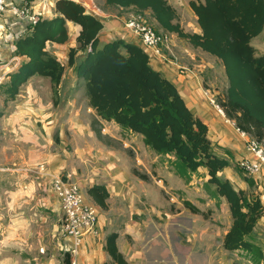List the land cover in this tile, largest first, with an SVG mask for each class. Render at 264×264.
<instances>
[{"label": "trees", "instance_id": "1", "mask_svg": "<svg viewBox=\"0 0 264 264\" xmlns=\"http://www.w3.org/2000/svg\"><path fill=\"white\" fill-rule=\"evenodd\" d=\"M105 6L132 9L139 15L148 12L164 32L219 60L227 81L219 107L237 130L264 146V56L251 45L264 30V0H191L189 7L199 34L181 28L177 12L166 0H105ZM54 12V17L39 18L27 26L13 41L12 56L20 62L0 84L4 101H15L21 87L34 76L48 78L52 88H58L65 66L48 44H65L67 23L78 26L66 66L75 74L87 106L99 119L141 136L155 154L173 157L181 176L204 168L207 184L229 208L231 224L222 238V248L227 252L252 251L248 237L263 216L260 198L235 189L222 178L221 173L230 167L229 158L215 152L208 126L191 112L176 86L151 66L154 58L132 42H103L101 20L78 4L56 0ZM93 131L98 137L99 132ZM243 181L255 184L248 175ZM86 195L101 210H107L109 193L104 185L91 186ZM117 238L116 233L105 237L107 264H129L117 248ZM62 264H71L69 253L64 254Z\"/></svg>", "mask_w": 264, "mask_h": 264}, {"label": "crops", "instance_id": "2", "mask_svg": "<svg viewBox=\"0 0 264 264\" xmlns=\"http://www.w3.org/2000/svg\"><path fill=\"white\" fill-rule=\"evenodd\" d=\"M166 1L177 12L178 22L185 32L200 33L196 18L189 7L191 0ZM43 4L39 3L36 8V10L39 7L42 8L41 10L44 15H40L41 18L54 17L56 15L54 12V2L47 3L46 7H43ZM102 4L104 16L100 18L103 24L100 39L103 42L122 39L137 44L123 27L124 22L133 13V10L107 7L105 6V0H102ZM144 15L148 16L152 24L159 29V26L150 17L148 12L144 13ZM6 23L9 26L8 20ZM67 28L68 41L62 45L49 43L48 49L66 67L58 89L64 90V93L72 91L76 93L77 78L73 71L66 66V60L69 48L75 46V37L78 34L79 27L68 22ZM21 29L22 26L20 24L11 25L4 29L5 31L2 35L0 34V60L2 62H5L14 50L13 41L18 35L22 34ZM160 31L163 30L160 29ZM251 45L256 49L258 55L264 56V30L251 41ZM154 69L161 72L157 68ZM31 81L36 82L38 80L36 76L32 77L21 89L23 87L28 88ZM188 93H190L189 90ZM34 94L35 91L33 89H31L29 96H21L19 94L16 98L17 100H15L18 103L17 108L2 118L5 127L3 129L13 132L16 141L19 139L27 140L24 145L25 148L28 147L29 149L27 160L20 162L24 167L23 170L25 172L35 171L38 165L44 164L49 174L48 176L37 174V180H35L36 178L29 180V183L22 190L24 196L35 202L38 207L46 210L47 214H52L55 218L57 217V221L59 222L61 208L60 202L51 187L52 176L60 175L63 178L76 182L82 190L86 187L85 193L88 188L95 184L104 185L109 193L107 210L103 211L96 206L99 212L98 236L97 238L87 236L82 240L76 255L70 257L71 261H74V264H107L110 259L104 252L103 245L105 237L111 233L118 235L116 240L117 248L129 264H219L211 260L208 251L212 249L209 244L211 239L200 230L195 233L192 232L194 226L190 218L186 217V219H189L190 229L189 233L186 234L189 244L185 245L181 243L183 239L182 235L185 233L183 230L185 228L182 225L169 224L170 222L168 223L165 220L163 223H146L141 221L125 224L122 227L120 226L121 224L116 225L115 219L110 220L107 217L115 208L117 213L125 212L126 208H132L131 204L137 195L133 192V194H129L130 192L127 188L128 182L132 181L136 186L139 185V182L132 180L133 177L129 168L142 169L147 176L149 175L146 178L143 177L144 179H153L154 175L148 169V162L151 160V157L157 160L164 156L155 154L145 146L141 136L122 130L113 122L99 119L94 111L86 105V109L92 113V117L101 124L103 129H105V126L109 127L111 125L113 130L127 132L126 134L131 135V139L135 138L136 141L141 143L144 150L151 157L144 158L142 148L135 145L134 148L131 146L135 152V155L132 157L120 145L122 144L126 149L128 142L116 136L110 128L103 135L108 141L99 142L91 129V125L86 122L85 115L81 113L82 107L78 105L76 95L57 96L59 100L56 98L55 103L52 104L51 101H48L44 105L43 96H34ZM19 98H22V100ZM84 99L87 103L86 98ZM183 99L191 112L208 126V136L213 145L225 146L228 147L227 149L236 148L239 152L244 149L243 141H240L236 135L235 125L222 117L216 108L210 104L208 99L204 96H187ZM33 104L34 107H31ZM64 118H66L65 121ZM54 134L56 137L53 136ZM20 135L23 137L21 138ZM68 136H70L71 152H68L65 149L66 147H64L68 142ZM55 138L57 140L58 138L62 139L61 143L53 144L52 140H55ZM43 141L44 143H42ZM80 143L81 146L79 145ZM215 152L221 155L216 147ZM167 157L173 160V157ZM227 169L230 170V168ZM225 171L226 169L221 175ZM197 172L202 173L205 177V182H207L206 170L199 168ZM132 173L135 174L134 170ZM171 175L173 178L172 173ZM134 176L142 177L138 174ZM163 179L169 184V179H167L166 175L163 176ZM136 190H138V187ZM86 200L93 203L88 197H86ZM182 214L183 210L179 212V215ZM115 226H119L120 231H110ZM52 235L53 239L57 235L61 238L62 243L59 242L58 247L59 251L62 252V264L64 254L68 253L71 241L65 238L61 230L57 228ZM41 262H44L43 264H53L52 259H42Z\"/></svg>", "mask_w": 264, "mask_h": 264}, {"label": "rangeland", "instance_id": "3", "mask_svg": "<svg viewBox=\"0 0 264 264\" xmlns=\"http://www.w3.org/2000/svg\"><path fill=\"white\" fill-rule=\"evenodd\" d=\"M94 2L104 10L102 0H94ZM47 3L50 2L45 1L42 6L46 7ZM41 9L39 7L37 13L43 16ZM133 15L138 14L133 12L128 18ZM142 18L151 29L165 39L164 44L161 46V57L151 59V66L161 70L162 74L176 86L183 98L187 96H204L206 99H212L218 105L227 88V81L220 61L179 40L176 35L160 31V28L155 27L148 16L142 15ZM4 29L5 20H2L0 16L1 35L5 31ZM36 79L38 81H31L28 88L23 87L19 94L29 96L31 89H33L35 91L34 96H43L44 105L48 101H51L52 104L55 103L56 98L59 100L57 96L76 95V100H78V105L82 107L81 113L85 115L86 122L91 125L92 131L94 129L99 132L98 137L96 136L99 142L108 141L103 135L110 128L116 136L128 142L126 149L122 144L120 145L132 157L135 155L132 150L134 145L142 148L144 158L151 157L144 150L141 143L136 141L135 138L131 139V135L126 134L127 132L113 130L111 125L109 127L105 126V129H103L101 124L92 117V113L86 109L87 103L84 99L86 97L83 95V91L80 90L79 85L76 84V93L75 91L64 93L62 89L56 88L54 90L48 78L36 76ZM188 90L190 93H188ZM19 99L22 100V98ZM17 104L15 101H4V97L0 93V264H43L42 259H52L53 264H61L62 252L59 251L58 243H62V241L59 235L54 239L52 235L56 228L61 230L57 217L47 214L46 210L26 198L22 192L29 180L37 177L34 171L25 172L24 167L20 164V162L27 160L29 149L24 146L27 140L19 139L16 141L13 132L3 129L5 127L2 118L16 109ZM31 107H34V104ZM224 118L234 124L226 117ZM236 133L240 141H243L237 131ZM53 136L56 137L55 134ZM20 137L23 136L20 135ZM67 140L68 142L64 147L68 152H71L70 136ZM61 141L62 139L59 138L58 140L56 138L52 140L53 144H59ZM79 145L81 146V143ZM215 147L221 156L228 157L230 160V170L226 169L224 174L221 175L222 178L227 177L235 189H242L253 195L258 193L256 184L243 181L244 176L247 174L240 167V161L245 155V149L239 152L236 148L227 149L228 147L218 146L217 144L213 145L214 150ZM148 165L149 171L154 175L153 179L149 178V180L144 179L149 175L147 176L142 169L129 168L133 177H131L132 180L139 182V185L136 186L134 182L130 181L127 188L129 194L134 193L137 196L131 204V209L126 208L125 212L117 213L115 208L112 213L107 215L110 220L115 219L116 225L121 224L122 227L125 224L141 221L163 223L166 220L168 223L170 222L169 224H179L185 228L183 229L185 233L182 235L181 243L188 245L189 239L186 234L189 233L190 222L189 219H186L187 217L193 223L192 232L195 233L200 230L211 239L209 244L212 249L208 251L213 262L219 264H264V198L260 199L263 206V216L248 237V241L252 244V251L225 252L220 244L231 224L229 208L225 200L216 195L214 188L205 182L203 174L187 172L184 176H181L173 165L172 158L167 156L157 160L151 157ZM133 170L136 176L138 174L142 176V179L135 177V174L132 173ZM164 175L169 179V184L163 179ZM137 187L138 190H136ZM85 190L86 187L82 192L86 198ZM171 197L175 198L174 203L170 201ZM182 210L183 214L179 215ZM114 230L120 231L119 226L111 228L110 231Z\"/></svg>", "mask_w": 264, "mask_h": 264}, {"label": "built area", "instance_id": "4", "mask_svg": "<svg viewBox=\"0 0 264 264\" xmlns=\"http://www.w3.org/2000/svg\"><path fill=\"white\" fill-rule=\"evenodd\" d=\"M45 1L55 2L56 0H0V16L2 20H5V28L20 24L23 32L27 26L34 25L40 17L36 8L39 3ZM67 1L80 5L85 13L96 18L100 19L104 16L102 9L95 4L94 0ZM7 20L9 26H7ZM123 27L151 58L161 57V46L164 44L165 39L147 25L142 15L131 16L124 22ZM12 52L0 66V84L4 82L6 75L12 72L20 62V58L12 56ZM207 99L216 108L217 112L225 117L219 105L212 99ZM236 131L242 137L245 149L240 167L254 180L258 188V193H256L258 197L260 199L264 198V146L250 135L237 129ZM34 174L49 175L44 164L38 165ZM51 187L60 202L61 215L59 223L64 237L71 241L68 247V253L71 257L76 255L85 237L93 236L97 238L99 212L94 203L86 200L81 187L76 182L55 175L52 176ZM170 201L174 203L175 198L171 197ZM71 264H74V261H71Z\"/></svg>", "mask_w": 264, "mask_h": 264}]
</instances>
